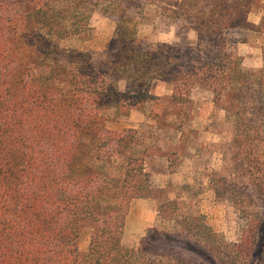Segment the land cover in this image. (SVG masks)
<instances>
[{
	"label": "trees",
	"instance_id": "trees-1",
	"mask_svg": "<svg viewBox=\"0 0 264 264\" xmlns=\"http://www.w3.org/2000/svg\"><path fill=\"white\" fill-rule=\"evenodd\" d=\"M106 2L104 10L119 22L112 70L152 102L149 111L140 101L134 105L157 130H176L180 137L191 132V92L200 88L213 94L227 119L236 117V130L249 139L244 145L264 139V53L261 68L244 69L228 45L232 31L252 26L247 15L261 0H181L169 7L170 21L194 29L196 40L186 48L159 44L155 51L132 46L135 21L128 11L138 1ZM96 5L0 0V264H153V242L164 249L184 241V234L173 239L164 230L156 238L146 233L137 249L122 243L128 204L153 196L137 157V130L98 126L108 73L98 72L86 52L56 51L59 39L85 37L89 8ZM145 79H160L171 94L151 96ZM85 225L92 233L88 252L80 255ZM214 250L206 246L201 257L216 264Z\"/></svg>",
	"mask_w": 264,
	"mask_h": 264
},
{
	"label": "rangeland",
	"instance_id": "rangeland-1",
	"mask_svg": "<svg viewBox=\"0 0 264 264\" xmlns=\"http://www.w3.org/2000/svg\"><path fill=\"white\" fill-rule=\"evenodd\" d=\"M136 1V7L128 11L135 21L134 49L155 51L159 44L186 48L196 40L194 29H178L170 21L169 7L177 6L181 0ZM91 2L98 5L89 8L85 37L59 39L56 51L86 52L98 72L108 73L102 77L107 95L99 107L98 126L137 130L136 147L141 154L137 157L148 171L153 196L141 198L142 204L135 202L139 198L131 200L126 217L131 223V219L137 221V216L146 220L151 212L155 221L140 237L132 233L133 227L123 230V245L137 249L146 233L156 238L159 231L165 230L173 239L184 234V241L170 242L164 249L154 248L157 242H153V264H210L201 254L212 245L222 251H213L216 264H230L229 260L234 264H264V139L257 138L253 148L244 145L249 139L236 130V117L227 119L214 104L213 94L200 88L191 92L192 119L186 120L191 132L180 137L176 130H157L154 122L134 105L140 101L149 111L152 102L136 96L137 83L125 80L122 71L112 70L114 57L120 52V43L116 45L115 39L119 24L116 14L104 10L106 0ZM261 2L254 4L247 15L252 26L230 34L228 45L242 57L244 69L263 65L264 0ZM144 83L143 88L147 87L153 97L171 94V86L160 79ZM250 135L251 140L254 130ZM112 195L120 201L119 191ZM153 229L156 232L150 231ZM91 233L90 225L80 229V255L88 252Z\"/></svg>",
	"mask_w": 264,
	"mask_h": 264
},
{
	"label": "crops",
	"instance_id": "crops-1",
	"mask_svg": "<svg viewBox=\"0 0 264 264\" xmlns=\"http://www.w3.org/2000/svg\"><path fill=\"white\" fill-rule=\"evenodd\" d=\"M137 204H142L143 199L139 198L135 201ZM146 217L147 219L144 220L143 217L141 218L140 216H137V221H133L134 219H131V223L129 221V217H126L125 225H124V230H127L130 227L132 228V233L137 237V236H142L146 228L152 227L155 221L154 215L150 212ZM133 223V224H132ZM133 248V246H131Z\"/></svg>",
	"mask_w": 264,
	"mask_h": 264
}]
</instances>
